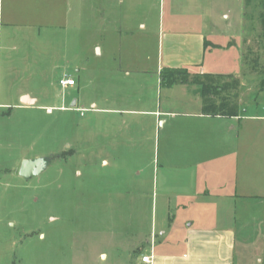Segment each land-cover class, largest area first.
I'll return each instance as SVG.
<instances>
[{"label": "rangeland", "instance_id": "1", "mask_svg": "<svg viewBox=\"0 0 264 264\" xmlns=\"http://www.w3.org/2000/svg\"><path fill=\"white\" fill-rule=\"evenodd\" d=\"M117 1L83 0L78 33L69 34L67 41L60 32L53 33L43 52L29 58L28 64L22 60L18 72L16 59L9 64L8 51L5 47L0 51V263L85 264L98 258L100 251L108 254V262L127 259L136 231L149 229L154 214L159 219L164 192L161 135L150 132L144 116L123 115L124 124L102 119L106 129H127L122 140L128 148L122 154L99 153L94 150L91 104L136 99L150 104L152 98L163 104L168 97L195 98L197 86H187L186 95L179 85L172 90L154 88L157 56L161 44H166L159 39L158 28L169 16L167 5L160 0ZM140 1L142 6L137 4ZM228 2L233 18L240 3ZM242 6L244 55L250 59L257 54L264 66V33L259 24L264 0H246ZM139 19L146 24L144 31L137 26ZM207 51L208 65L238 73L242 119L235 125L242 124L245 136L264 146V76L239 63L234 47L215 50L212 57ZM126 58L148 67V88L140 87L145 86L140 79L121 78L117 70ZM63 77H72L75 85L62 89ZM17 89L28 91L36 103L16 105ZM133 107L139 109L138 103ZM157 148L159 167L153 173ZM109 155L120 158L100 166L99 158ZM36 157L51 159L40 174L21 177L22 160ZM245 206L236 228L232 264H264V201L251 200Z\"/></svg>", "mask_w": 264, "mask_h": 264}, {"label": "crops", "instance_id": "2", "mask_svg": "<svg viewBox=\"0 0 264 264\" xmlns=\"http://www.w3.org/2000/svg\"><path fill=\"white\" fill-rule=\"evenodd\" d=\"M228 1L160 0L161 5H167L169 16L165 20L162 18L158 28L159 39L166 44H161L157 56L155 90L162 87L159 71L163 67H184L196 74L238 77L236 71L208 65L206 58L207 50L208 56L212 57L215 50L234 47L239 63L246 65L243 59L245 18L240 16H245L242 5L246 0H235L240 7L238 4L233 18H229L233 12ZM82 3L83 0H0V51L4 47L8 51L9 64L16 59V72L21 70L22 60L28 64L29 58L43 52L44 44L51 40L53 33L60 32L65 41L69 34L78 33ZM129 4L126 3V8ZM137 4L142 6L141 1ZM137 26L141 31L146 28L142 19ZM163 26L167 27L164 29ZM206 41L207 45L204 44ZM97 52L102 53L101 47H97ZM126 55L128 57L129 53ZM145 58L148 59L147 55ZM118 68L122 79H140L145 85L140 84V87L148 88L151 78L147 66L126 58L123 66ZM75 83L61 87L65 89ZM176 85L181 87L184 95L186 87L192 86ZM173 87L175 85L163 89L172 90ZM193 92L197 95L195 98L168 97L163 104L153 98L150 104L149 100L141 99L132 102L104 100L91 104L95 121L94 150L99 153L114 151L122 154L128 148L122 140L127 129L113 126L106 129L105 123L102 127V119L124 124L123 115L144 116L150 132L161 135L162 160L159 165L164 169L161 175L164 192L159 219L154 214L149 229L136 231L135 242L128 246L131 253L127 259L118 257L108 262V254L100 251L98 258L94 256L85 264H145L141 261L142 255H150L151 264L233 263L240 214L245 210L246 202L264 201V146L258 144L259 140L245 136L242 124L235 125L236 120L242 119L239 114L233 117L202 114L198 87ZM24 95L32 99L28 106L36 103L37 98L28 91L17 89L16 105H23ZM73 100L76 104L77 98ZM8 102L2 104L9 105ZM136 102L139 109L133 107ZM246 118L250 119L249 116ZM105 139H108V145ZM119 158L103 156L99 158V165L107 166L111 160ZM157 165L158 148L153 173L155 170L158 173ZM171 172L173 177L170 178Z\"/></svg>", "mask_w": 264, "mask_h": 264}, {"label": "trees", "instance_id": "3", "mask_svg": "<svg viewBox=\"0 0 264 264\" xmlns=\"http://www.w3.org/2000/svg\"><path fill=\"white\" fill-rule=\"evenodd\" d=\"M260 27L264 33V12L260 14ZM205 45L208 44L206 41ZM250 72L264 76V66L259 63L256 54L248 59L243 56ZM264 81V79H263ZM159 83L162 87L176 84L196 85L201 97V113L211 116L233 117L239 114L237 92L240 87L239 77L221 74H196L184 67H163L159 71Z\"/></svg>", "mask_w": 264, "mask_h": 264}, {"label": "water", "instance_id": "4", "mask_svg": "<svg viewBox=\"0 0 264 264\" xmlns=\"http://www.w3.org/2000/svg\"><path fill=\"white\" fill-rule=\"evenodd\" d=\"M23 105H31L32 99H29L27 95H24L21 99ZM75 104L72 100L70 107H73ZM51 157H36L32 159H23L19 166V175L24 178H29L40 174L48 165Z\"/></svg>", "mask_w": 264, "mask_h": 264}, {"label": "built area", "instance_id": "5", "mask_svg": "<svg viewBox=\"0 0 264 264\" xmlns=\"http://www.w3.org/2000/svg\"><path fill=\"white\" fill-rule=\"evenodd\" d=\"M75 80L72 77H63L59 79V84L63 87L68 85H73ZM141 261L145 264H151V257L150 255H142Z\"/></svg>", "mask_w": 264, "mask_h": 264}]
</instances>
